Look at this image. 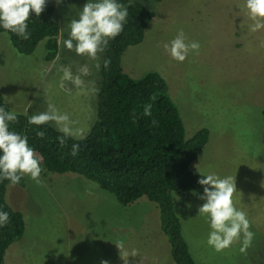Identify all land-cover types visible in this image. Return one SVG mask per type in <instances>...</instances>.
Returning a JSON list of instances; mask_svg holds the SVG:
<instances>
[{
    "label": "rangeland",
    "instance_id": "374dc122",
    "mask_svg": "<svg viewBox=\"0 0 264 264\" xmlns=\"http://www.w3.org/2000/svg\"><path fill=\"white\" fill-rule=\"evenodd\" d=\"M156 13L143 42L128 48L122 68L133 78L157 71L168 82L170 94L183 119L186 137L207 127L211 135L193 170L220 178L232 177L237 191L234 206L247 214L251 246L241 252L242 240L216 251L207 243L208 217L198 213L203 203L177 196V213L191 254L199 264H264V29L252 32L253 21L246 0H131ZM87 0H54L59 23V49L52 62L45 61L46 41L29 55L19 53L6 33H0V90L11 111L26 116L47 110L51 103L70 116L74 132L89 133L97 114V95L87 88H60L61 65L93 63L67 50L69 23L78 19ZM183 30L186 42L200 48L183 62L171 58L164 45ZM103 53L100 57L102 64ZM100 89L101 68L92 69L85 81ZM99 92V91H98ZM25 115V114H24ZM49 125L56 128L55 124ZM57 129V128H56ZM74 138V137H73ZM77 139V138H75ZM9 185L7 203L23 214L24 236L14 242L5 264H124L116 247L137 249L128 264H174L160 229L155 203L143 197L131 206L85 178L42 171L37 184Z\"/></svg>",
    "mask_w": 264,
    "mask_h": 264
},
{
    "label": "trees",
    "instance_id": "16d2710c",
    "mask_svg": "<svg viewBox=\"0 0 264 264\" xmlns=\"http://www.w3.org/2000/svg\"><path fill=\"white\" fill-rule=\"evenodd\" d=\"M130 1L117 0L127 7L128 16L123 31L109 41L103 52L97 114L86 138L68 137L62 147L58 142L62 133L49 124L30 125L24 114H18L17 122L10 123L9 130L28 138L46 172L79 175L112 194L124 207L143 197L155 203L160 215V229L168 241L173 263L199 264L184 237L176 200L182 195L188 202L191 197L203 195V186L198 180L206 175L193 170L192 164L203 154L211 132L203 127L190 138L186 137L179 108L162 74L151 71L133 78L125 73L122 68L124 53L143 42L156 17L145 4ZM55 10L54 0H47L39 17L35 13L30 15L28 39L2 27L0 33H6L13 47L24 55L33 53L39 43L46 41L45 61L52 62L58 54L60 35ZM104 59L111 61L107 69L103 67ZM2 64L0 55V66ZM153 96L156 97L154 101L150 99ZM149 103L152 114L144 116L143 108ZM0 107L11 111L1 90ZM37 132H44V138L37 137ZM74 144L80 146L76 156L70 155ZM24 184L22 177L17 185L23 187ZM9 185L10 181L0 179V211L7 212L10 217L9 222L0 227V264H5L8 249L24 236L26 230L23 214L7 203Z\"/></svg>",
    "mask_w": 264,
    "mask_h": 264
},
{
    "label": "clouds",
    "instance_id": "9594fccd",
    "mask_svg": "<svg viewBox=\"0 0 264 264\" xmlns=\"http://www.w3.org/2000/svg\"><path fill=\"white\" fill-rule=\"evenodd\" d=\"M46 3L47 0H0V27L23 39H28L30 33L27 31V21L32 13L39 17L45 10ZM245 7L249 18L253 21L250 31L264 29V0H246ZM127 16V7L118 3L117 0H87L79 12L78 19L70 21V30L62 43L67 50L74 51L78 56L87 57L93 63L79 65L75 74L71 64L61 65L59 69L63 72L59 85L61 89L70 91L65 85L66 81L76 88H87L93 94L98 93L96 81L86 82L85 77L92 75L93 68L96 71L100 70L101 54L109 41L123 31ZM164 47L172 59L183 62L189 52L198 53L200 44L197 41L187 43L185 33L180 30L170 44H165ZM110 63V59H104L103 67L107 69ZM150 99L154 101L156 97L153 96ZM30 108H32V102H29L25 108V115ZM151 114L152 104L149 103L144 106L143 115L151 116ZM17 116L15 111H5L3 107H0V153H2L0 154V179H6L15 186L19 184L22 177L28 176L39 184L43 171L41 158L29 145L26 136L9 130V124L17 122ZM135 118L133 113V119ZM28 123L36 126L55 124L57 130L63 134L58 137L62 147L68 137L80 140L86 138L83 133L73 131L71 124L74 122L71 121L69 114L61 113L51 103H48L46 111L28 116ZM36 135L43 139L45 133L37 132ZM79 148V144L72 145L70 155L76 156ZM198 183L203 186V195H200L199 199L204 201L199 206L198 213L208 217L211 229L207 240L208 245L219 252L243 237L240 250L245 252L251 246L254 233L250 231L251 225L247 214L234 206L233 195L237 191L235 180L230 176L220 178L214 174H208L201 176ZM9 219L7 212L0 211V227L5 226ZM115 245L119 249L124 264H128L130 256L139 255L137 249L131 252L125 250L123 241H118ZM101 264H109V262L104 260Z\"/></svg>",
    "mask_w": 264,
    "mask_h": 264
}]
</instances>
